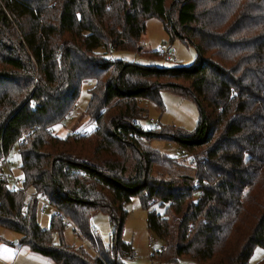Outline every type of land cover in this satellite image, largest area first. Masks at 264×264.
<instances>
[{
  "label": "trees",
  "instance_id": "1",
  "mask_svg": "<svg viewBox=\"0 0 264 264\" xmlns=\"http://www.w3.org/2000/svg\"><path fill=\"white\" fill-rule=\"evenodd\" d=\"M168 1L0 0V159L26 135L18 148L23 189L55 208L44 229L37 200L0 170V227L56 264L138 260L123 240L136 198L164 244L149 255L153 263L249 264L264 249V0ZM151 18L163 22L171 45L179 39L198 50L192 67L111 58L124 50L162 60L144 51ZM88 83L86 115L96 128L58 137L55 127ZM165 91L197 102L193 133L138 123L147 116L140 100L162 108ZM156 140L191 154L194 174ZM96 213L110 218V243L92 225ZM68 226L94 255L66 243Z\"/></svg>",
  "mask_w": 264,
  "mask_h": 264
},
{
  "label": "rangeland",
  "instance_id": "2",
  "mask_svg": "<svg viewBox=\"0 0 264 264\" xmlns=\"http://www.w3.org/2000/svg\"><path fill=\"white\" fill-rule=\"evenodd\" d=\"M174 0H169L170 4ZM163 42H171L169 35L164 30L163 22L151 18L147 23L146 37L143 40L144 51L156 52ZM173 47L177 50V58L179 62L174 64L173 62L160 60L155 56H145L144 54H138L134 51L117 50L113 51L111 58L114 61H123L128 64H139L142 66H156L158 68H177V67H192L198 58V50L195 47H187L179 39L173 42ZM93 84L88 83L84 85L80 94V99L75 106L74 110L71 111L70 116L66 121L59 124V128L55 127V133L61 138H65L68 134H74L77 132L93 131L96 127L90 118L86 115V110L90 102V89ZM140 105L147 112L146 119L139 120L138 123L145 129L152 128L154 125L150 123V120H157L161 125L170 127H181L184 130L193 133L198 127V121L200 117V109L195 100L187 99L181 95H177L170 91L163 92L162 108L157 107L152 102L140 100ZM85 127H87L85 129ZM152 145L159 149L161 153L169 155L170 157L176 158L181 164L187 169V172L191 175L194 174V164L191 154L182 152L180 145L170 140H156ZM199 152L201 150H198ZM186 152V151H185ZM10 172L15 177L23 176L21 174L20 165L21 159L19 156L18 149L10 154ZM4 174L8 175V171L4 170ZM33 193V192H32ZM157 208V207H156ZM129 217L125 223L123 240L132 245L134 253L138 256V260H133L131 264H166L162 262L153 263L151 253L160 252L163 245L160 239L155 234L150 232L147 227V211L143 208L141 201L136 198L132 204L128 207ZM163 213V210H160ZM53 211L43 216L40 213L37 214L38 222L41 227L47 229L50 226ZM92 225L94 229L101 235L104 244L110 243L111 241V225L110 218L107 214L96 213L92 219ZM65 240L70 246L85 247L88 252L92 255L95 254L93 247H90L84 242L78 235L73 232V228L68 226L65 229ZM13 233V232H12ZM15 234V233H14ZM19 235V234H15ZM153 237V249L152 252L148 249L149 239ZM54 241L59 244L60 237L54 236ZM150 255V256H149ZM156 259V258H154ZM264 260V249L258 247L250 260L249 264H258ZM156 261V260H155ZM152 262V263H151ZM171 264V263H167ZM179 264H196L194 261L189 259H182Z\"/></svg>",
  "mask_w": 264,
  "mask_h": 264
},
{
  "label": "built area",
  "instance_id": "3",
  "mask_svg": "<svg viewBox=\"0 0 264 264\" xmlns=\"http://www.w3.org/2000/svg\"><path fill=\"white\" fill-rule=\"evenodd\" d=\"M157 54L159 57H161L163 60L169 61V62H173L174 64H177L179 62L178 58H177V50L174 49L173 45H171L170 42H163L161 44V46L156 50ZM150 123L152 125H154L155 127H160L162 126L161 123L157 120H150ZM27 141V136L25 135L23 138H21L20 140H18L14 146H12L9 149L8 154L4 155L1 159H0V170L4 171L7 170L8 171V175H6V178L8 180V185L14 189L15 191H22L25 193L27 199H36L37 202L39 203L38 206V213H40L41 215L45 216L47 215V213H49L50 211H54L55 212V208L52 206V204L49 202L47 196L45 195H36L32 192H28L25 189H23V184L25 182V178L23 176H19V177H15L14 174H12L10 172V159L9 156L10 154H12L15 149L19 148L20 145H22L23 143H25ZM203 193H200L199 195L201 196ZM26 206V205H25ZM56 213L58 214V218H65L63 213H59L56 211ZM26 215V213H25ZM153 237L149 239V243H148V249L150 252H152L153 249ZM137 255L134 257V259H137ZM151 259V258H150Z\"/></svg>",
  "mask_w": 264,
  "mask_h": 264
},
{
  "label": "crops",
  "instance_id": "4",
  "mask_svg": "<svg viewBox=\"0 0 264 264\" xmlns=\"http://www.w3.org/2000/svg\"><path fill=\"white\" fill-rule=\"evenodd\" d=\"M15 234L0 227V264H56L50 258L36 254L30 248L22 246L20 244L21 235Z\"/></svg>",
  "mask_w": 264,
  "mask_h": 264
}]
</instances>
